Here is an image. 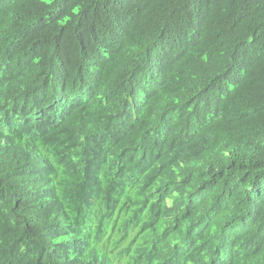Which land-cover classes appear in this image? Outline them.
<instances>
[{
  "label": "trees",
  "instance_id": "1",
  "mask_svg": "<svg viewBox=\"0 0 264 264\" xmlns=\"http://www.w3.org/2000/svg\"><path fill=\"white\" fill-rule=\"evenodd\" d=\"M168 253L264 264V0H0V264Z\"/></svg>",
  "mask_w": 264,
  "mask_h": 264
},
{
  "label": "clouds",
  "instance_id": "2",
  "mask_svg": "<svg viewBox=\"0 0 264 264\" xmlns=\"http://www.w3.org/2000/svg\"><path fill=\"white\" fill-rule=\"evenodd\" d=\"M250 189H251V188H249L248 190H250ZM64 239L67 240V238H64ZM69 239H70V238H68L67 241H69ZM165 252H166V251H165ZM66 256H68V257H66ZM166 256H167V254H166ZM174 256H176V255H172V254H169V253H168V256H167L166 262H170V260H171ZM52 259H55V260H58V261H63V262H65L66 264H73V262H72V257H70V256L67 255V254L59 255V256H56V257H54V258H52ZM178 259H179V257L177 258L176 262L178 261ZM81 264H84V263L82 262ZM154 264H165V263H162V262L158 261V263L156 262V263H154Z\"/></svg>",
  "mask_w": 264,
  "mask_h": 264
},
{
  "label": "bare ground",
  "instance_id": "3",
  "mask_svg": "<svg viewBox=\"0 0 264 264\" xmlns=\"http://www.w3.org/2000/svg\"><path fill=\"white\" fill-rule=\"evenodd\" d=\"M73 97V96H72ZM131 123V122H130ZM129 123V124H130ZM32 135V134H31ZM51 161V160H50ZM38 172V171H37ZM45 172H39V174H44ZM212 182H215V181H212ZM203 229V228H202ZM202 229H200L201 231H202ZM230 230H232V227L230 228ZM233 230H236V232H240L241 230H242V228L240 227V226H238L237 227V229L236 228H234ZM86 233H87V231H85ZM223 239H224V237H223ZM223 239H222V241H223ZM224 242H225V240L223 241V244H224ZM223 244H222V246H223ZM226 244V243H225ZM170 246V245H169ZM184 246L185 245H181V249L182 248H184ZM221 249H222V247H221ZM221 249H220V251H221ZM227 253H229V251H226ZM222 253H225V251H223ZM218 255V254H217ZM66 257H68V256H66ZM177 258H178V255H176V256H174L171 260H170V263L169 264H174L175 262H176V260H177ZM225 262H228V261H225ZM213 264H214V261H213ZM221 264H224V263H221Z\"/></svg>",
  "mask_w": 264,
  "mask_h": 264
}]
</instances>
